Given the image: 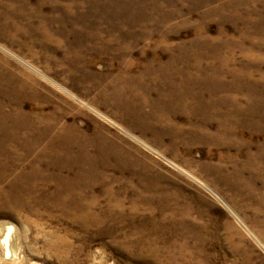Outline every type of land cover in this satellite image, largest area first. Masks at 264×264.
I'll list each match as a JSON object with an SVG mask.
<instances>
[{"label":"rangeland","instance_id":"1","mask_svg":"<svg viewBox=\"0 0 264 264\" xmlns=\"http://www.w3.org/2000/svg\"><path fill=\"white\" fill-rule=\"evenodd\" d=\"M2 221L0 264H264V0H0Z\"/></svg>","mask_w":264,"mask_h":264},{"label":"bare ground","instance_id":"2","mask_svg":"<svg viewBox=\"0 0 264 264\" xmlns=\"http://www.w3.org/2000/svg\"><path fill=\"white\" fill-rule=\"evenodd\" d=\"M15 113H16V117H17V111H15ZM20 117V116H19ZM110 121V120H109ZM48 125H50V123L48 122V124H47V126L45 127V129H43V131H41L43 134H45V135H47V133H49L50 131V129L48 128ZM21 127V126H20ZM16 130V129H15ZM62 132H61V138H67L66 140H68V141H66L65 140V142L64 143H66V144H64V147H62V149L61 150H59V149H50V151H52V152H50L49 150H48V152L46 153L47 155H53V156H58V162L59 161H62L64 164H65V166H66V168H68V166L71 164V162H73L74 160H75V157L73 156V155H70V152H69V150H70V148H71V145L73 144V142H74V140L69 136V134H68V132H67V130H66V128H64L63 130H61ZM9 133V132H8ZM8 133H6V135L4 136V138H9V141H10V144L11 145H13V147L15 146V145H22L23 143V141H24V139H22V138H20V141H17V138L16 139H13V138H10V136H8L9 134ZM23 136V135H22ZM44 136H39V138H43ZM19 140V139H18ZM17 141V142H16ZM37 143H32V146H35ZM14 149V148H13ZM13 149H11L12 151H13V154L16 152L15 150H13ZM32 149H33V147H29L28 148V146H27V148L21 153L22 155L21 156H23V155H29V154H31L32 153ZM7 153H9V152H7ZM6 153V155L7 156H9V154H7ZM52 157V156H51ZM52 159V158H51ZM21 160V159H20ZM96 160V159H95ZM32 165V164H31ZM39 174V173H38ZM6 177V176H5ZM36 177V176H35ZM19 181V180H18ZM34 181L36 182V183H34ZM20 182V181H19ZM15 184H16V182L15 183H13V187H11V190L9 191V193L8 194H6V197H7V195L8 196H12V197H20L19 198V202H21L22 203V205H30L29 207L31 208V209H34L35 207L33 206V204L35 203V201H37V198L39 197V190H38V188H37V184H38V180H37V178H34V179H30L29 180V184H27V185H29V186H27V187H25V186H23L22 188H20V189H17V188H19V187H15ZM63 190V189H62ZM63 193H66V195H67V193H71V192H69V189H66L65 188V190H63ZM54 203V202H53ZM18 206H20L21 204H19V203H16ZM55 206V205H54ZM13 209H15V206H13ZM16 226L15 225H13L12 223H9V222H1L0 223V242L2 243V244H6V240H7V236H8V234L9 233H11V234H14V232H16ZM14 237V236H13ZM60 241V240H59ZM11 243V242H10ZM57 242H55L54 244H56ZM4 246V245H3ZM11 246V245H10ZM12 249H13V247H12ZM16 253V252H15ZM15 253H13V254H11L10 255V257H11V259H13V257L15 256ZM10 259V258H9Z\"/></svg>","mask_w":264,"mask_h":264}]
</instances>
